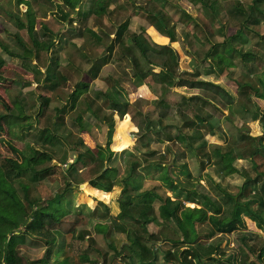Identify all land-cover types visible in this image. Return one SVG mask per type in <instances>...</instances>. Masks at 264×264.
I'll return each mask as SVG.
<instances>
[{"label":"rangeland","instance_id":"1","mask_svg":"<svg viewBox=\"0 0 264 264\" xmlns=\"http://www.w3.org/2000/svg\"><path fill=\"white\" fill-rule=\"evenodd\" d=\"M27 1L35 13L37 41L52 40V45L49 49H33L26 31L16 26L17 17L24 19L23 12L26 7L24 3H18L17 0H0V59L2 60L0 114L6 115L7 120L12 119L11 115L16 114L17 106L20 104L25 115L28 116L27 124L22 128L16 126L8 128V125L3 123V129L0 132V157L19 159L20 151L27 153V150H32L33 147L50 154L51 164L57 167L30 184L31 199L42 203L55 192L63 191L67 182L77 185L78 189L82 190L86 186L85 181L102 170L105 161H97L95 156L85 151V148L93 150L94 147L100 146V140L104 146L106 124L102 119L108 118L111 111L107 108L108 103L102 96V91L111 86L121 87L131 105L122 118H118L113 113L114 122L109 149L114 154L111 155L107 165L116 167L118 176L127 174L130 167L133 168L131 174L140 175V179H136L138 189H152L160 197L169 196L171 199H180L183 206L201 205L200 196H194L195 202H191L186 199L183 191L174 189V186L171 189L172 184L168 181V176L178 177L180 183L185 184L188 189L208 196L223 209L224 205L221 202L225 195L237 196L244 178H253L257 172L264 171V157L257 155L253 161L248 156L255 144L251 141L252 136L262 135L259 144L264 146L262 127L264 122V1L254 4V0H206L204 4L199 2L192 4L189 0H111L109 10L103 15L95 16L89 14L91 0H65L64 4L69 9L74 7L80 10L77 16L69 15V18L74 19L72 23H69L67 18L63 19L64 11L47 0ZM254 6L261 11L255 10ZM149 9L160 11L167 21V26H172L174 40L169 45L172 56L168 69L173 76L189 80L220 81L233 97L231 104L225 110L220 111L212 104L203 102L195 96V89L184 86H165L159 88V93L156 89L152 93L155 95L153 97L149 94L150 87L145 84L139 86L133 84L130 64L122 56L123 46H120V43L123 41L124 45L132 48L145 69L147 66L129 42V38L133 34L140 33L148 39L147 32L151 30L154 35H150L155 40L166 39L163 35L164 39L159 37L161 34L151 28L152 25L149 24L146 13ZM40 23L45 25L48 32L40 29ZM242 23L247 24V30L240 28ZM118 26L125 28L118 35L119 42L115 33ZM237 27L240 28V33L233 36ZM14 33H17L32 50L28 58L21 59L8 55L7 51L18 50ZM53 33L56 35L53 36ZM221 43L224 45L223 53L231 55V58L226 60L232 64L231 67L225 65L226 61L218 67L216 66L218 60H211L210 57L203 59L205 52L209 56L208 54L214 50L220 51L219 46L212 45L220 44L221 46ZM222 48L221 46L220 52ZM243 53H249L250 58L245 61L239 60ZM54 59L57 65L55 86L52 89L44 87L46 86L44 70L49 63H53ZM93 68H97V71L95 77L91 78L88 70ZM206 72L208 74H205ZM80 81L87 84L86 90L78 99H73L70 97V92ZM181 96H187L188 101H182ZM42 98L47 99L43 105L40 104ZM157 98H162L163 104H153ZM138 99L141 100L138 101ZM135 107L138 109L135 110ZM146 113H149L151 120L145 121ZM148 124H157L161 132L164 130L157 135H153L154 132L151 133L153 136H158L160 141L151 138L148 146L135 151L133 147L138 146L136 143L139 134L138 126L142 128L146 125L148 131L151 129ZM81 125L84 130H81ZM44 128H47L53 136L51 144L41 140V131ZM192 128H196L199 133L195 145L199 142L198 140L207 143V147L211 146L209 144H218L222 147L228 144L230 153L235 157L232 164L237 168V172L223 176L212 163L206 160L200 168L199 159L194 158L192 153L189 154L187 147L184 146L185 141H179L175 136L178 132L191 133ZM77 153L82 155L80 162L74 161ZM238 157L241 160H237ZM130 158L137 161L134 166L129 163ZM149 162L171 164L173 166L171 170L178 176L155 168L153 172H150L155 175L153 178L142 177L143 171L138 166ZM47 164L48 162H44L42 165ZM182 166H185L183 169L187 170L188 175L178 172L177 168L182 169ZM76 170H80L79 173H75ZM258 175L260 177L254 186H249L250 189L243 190V193L245 197L259 194L264 202L262 190L264 176L261 173ZM24 179L27 180V178ZM79 182L82 183L81 187L78 186ZM113 190H120V188L113 187ZM86 191L85 195L90 197L88 189ZM112 193V195L106 193L105 200L108 202L106 203L102 199L99 200L101 196L95 192L97 199L109 206L110 215L105 224L99 229L97 227L96 231L91 229V232L83 228L79 229L78 234H84V236L81 239L72 238L74 240L69 241L64 251L60 252L59 259L67 254L72 264H88L77 261L80 260L81 255H85L93 264H127L122 255L115 254V249L118 250L123 242L128 243L125 235L129 234L137 224L126 220L124 222L114 217L119 208L115 198L117 193ZM67 194L68 191H66ZM85 201L87 202L86 199ZM69 202L70 199L67 198L64 203L69 205ZM159 203L158 200H153L149 211V215L156 218L157 222L149 221L145 225V232L152 235L151 239L147 238V234L142 233L143 240H139L149 253L156 255V264L163 263L161 261L163 252L171 251L178 256L177 250L181 247L177 243L166 241V237H172L171 231L175 227L171 222H162L157 217ZM133 211L138 212L139 209L136 208ZM63 218L75 220L77 216L67 214ZM207 220H211L210 215ZM123 224L124 231L121 229ZM50 227L52 226L45 225V228ZM196 227L200 234L210 230L206 221L197 223ZM240 228V225L232 223L229 232L233 231V233L221 234L211 242H219V247L226 249L231 247L232 241L236 242L238 238L245 236L248 238L247 244L257 249L262 239L254 237L253 234H243ZM45 239L44 236L37 234L32 237L25 236L16 246L17 253L21 257L20 264L40 258L45 248ZM198 240L200 244L205 241L201 237ZM53 245L55 250L59 248L61 238H58ZM134 247L137 248L135 245ZM170 262L180 264L178 260Z\"/></svg>","mask_w":264,"mask_h":264},{"label":"trees","instance_id":"2","mask_svg":"<svg viewBox=\"0 0 264 264\" xmlns=\"http://www.w3.org/2000/svg\"><path fill=\"white\" fill-rule=\"evenodd\" d=\"M47 1L53 3L54 6L64 11V14H62L63 19H69V23L74 22V19L69 18V15H79L78 13L80 10L77 8L74 9V7L73 9H69L67 5L64 4L65 0ZM263 1L264 0H254V4L256 2L263 3ZM17 2L24 3L26 7L23 12L24 19L21 20L19 17H17L16 26L19 29H24L26 31L33 49H49V47L52 45V40L42 42L37 41L35 37V13L33 12L30 3L27 0H17ZM110 2L111 0H91L89 14H93L95 16L105 14L109 10L108 6ZM189 2L192 4L197 2L204 4L206 0H189ZM254 7L255 10H260L259 8H256V6ZM146 13L149 24L152 25L161 35L166 36L168 42L165 45H160L153 42L149 36L150 34L154 35L151 30H149L151 33H149V31L147 32L149 36H147L148 39H145L140 33L133 34L129 38V42L135 48L139 57L147 66L145 69L141 66L139 59L133 53L132 48L128 45H124L123 41L120 43V46H123L122 56H124L127 59V62L130 64V70L133 75V84L135 86L145 84L147 87H150L153 93L156 89L159 93V88L165 86H184L190 89H195V96L199 97L203 102L212 104L220 111L225 110L227 106L231 104L233 97L227 89L218 83L202 79L189 80L186 78L173 76V74L168 69L172 56L169 43L174 40V32L171 29L172 26H167V21L160 11H153L149 9L146 10ZM81 14L84 13L81 12ZM39 26L41 30L48 32V29L43 23H40ZM240 28L242 30H247V24L242 23ZM240 28L237 27V30L234 31L233 36L236 34L239 35ZM124 29L125 28L123 26H118L115 31L116 35H120ZM90 33L92 32L90 31ZM54 35L56 34L53 33V36ZM118 39L120 40V36H118L117 42H119ZM14 41L18 47V50L7 51L8 55L19 57L21 59L28 58V54H31L32 50L26 46L17 33H14ZM212 46H219L220 51L222 46V52L214 50L211 54H208L209 56H207V52H205L203 59H205V57H210L211 60H218L216 66L220 67L223 61L229 60L231 58V55H226L223 53L224 45L222 43L221 46L220 44H214ZM249 58V53H243L241 54L239 60L245 61ZM1 62L2 60L0 59V64ZM52 62L53 63H49L44 70V83L46 84L44 87L53 89L55 86V67L57 65V61L54 59ZM225 65L231 67L230 65L232 64H230L229 61H226ZM155 69H157V71H155ZM96 71L97 68L88 70L92 76L91 78L95 77ZM205 74H208V72ZM86 87V83L81 81L78 82V84L72 88L70 97L73 99H78L81 93L86 90ZM141 87L143 89V86ZM102 96L108 103V110L111 111V114L108 116V118L102 119L106 124L105 143L104 146H96L93 150L85 148V151L90 155L95 156L97 161H105L107 163L110 161L111 155H113V151L109 149L112 125L114 122L113 113L118 118H122L131 104L129 100L125 98L124 91L121 89V87L117 88L115 86H111L108 89L106 88V90L102 91ZM181 99L184 102L188 101V98H185L184 96H181ZM46 100V98H42L40 104H45ZM157 103L161 104L162 98H157L153 101V104ZM11 118L13 120L9 118L7 120L6 115L0 114V132L3 129V123L8 125V128L11 126L22 128L23 125L27 124L28 121V116L25 115L20 104L17 106L16 114L11 115ZM144 119L145 121L151 120L149 113L144 115ZM200 120L202 119L200 118ZM201 122H199V124ZM145 126L142 128L138 126L139 130L137 131H139V134L137 138L138 142H136L138 146L134 148L135 151H137L138 148L148 146L151 138H154L156 141H160L158 136L153 135L164 132V130L161 132L158 129L159 126L157 124H148V126H150L149 128H151L148 131ZM262 127L264 132V122ZM81 130H84L82 125ZM152 132H154L153 135L151 134ZM198 135L199 133L196 128H192L191 133L188 134L184 132H178L175 134L179 140L185 141L184 146L187 147L189 154L192 153L193 156L198 157L200 168L203 167L204 160H206L208 163H212L216 170L223 176L237 172V168L232 164V160L235 157L230 153L228 144H226L225 147H222L218 144H209L211 146L207 147V143H205L203 140H198L199 142L195 145L197 142L196 140L199 137ZM261 139L262 135L251 137V141L255 142V144L251 148L248 156L253 161L254 157L257 155L259 157H264V146L259 144ZM41 140H43L44 143H52L53 136L48 132L47 128H44L41 131ZM19 155V159L0 157V264H20L21 257L17 253L16 246L18 243L23 241L25 236L29 235V237H32L35 234L44 236L46 238L44 245L45 248L40 258L27 260L25 264H72L70 258L67 256L59 259L61 249L55 250L53 245L56 241V238L63 237L64 235H70L71 237L77 236L81 239L84 235L78 234L80 232L79 229H82L81 227H84L85 229L86 226H90L95 220L103 222L108 219V206L104 202L97 201L92 208H86V212L77 211L76 220L71 221L64 219L63 217L69 213V210L64 206L66 191L72 190L68 182L66 183V188H64L63 191L59 193L55 192L51 197L45 199L42 203H38L34 199L30 198V184L35 182L38 177H44L49 172L54 171L57 167L51 164L52 158L50 154L33 147L32 150H27V153L20 151ZM81 159L82 155L77 153L74 161L80 162ZM130 159L131 160L129 163L133 164L134 166L137 161L133 160V158ZM44 162H48V164L42 165ZM252 165H254L253 162ZM138 167L141 169V171H143V174L141 175L142 177L146 176L153 178L155 175L151 174L150 172H153L155 168L163 170L166 173L170 172L175 174V172L171 170L173 167L171 164L165 165L160 162H149ZM184 167L185 166H182V169L177 168L178 172L188 175L187 170L183 169ZM132 169L133 168L130 167V171H128L127 174L117 177V169L115 167H106L104 170L94 176V178L89 180L90 185L103 191L110 190L112 185H120L119 196L117 197L119 211L114 217L124 222L126 220L131 221L133 224H137L136 227L130 230L129 234L125 235L128 243L125 244L123 242L118 250L115 249V254L122 255L123 259L127 261V264H156V255L154 253H149L148 249L139 242V240H143L142 233L147 234V238L151 239L152 235L150 236V234L145 232V225L149 223V221L157 222L156 218L149 215V211L151 209L150 204L153 200H158L160 202L157 206V217L162 222H171L175 227V229L171 231L173 234L172 237H166V241L175 244L177 243L182 247L181 250H177L178 256H176V254L171 251L163 252L162 258L164 260H178L180 264H193L189 258L193 256L200 257L198 251L203 250V247L202 243H197V241L200 236H202L201 238H205L206 236H209L211 232L208 231L204 234H200V232L196 230V224L207 220V212L211 214V220H213V222L219 228L218 230L221 231H229L230 225L235 221L233 212L236 207H242L264 228V202L261 199V196L259 194H253L255 196L251 195L249 197H245V194L243 193V190L250 189L249 186H254L260 177V175H258L259 173L264 176V171L257 172V175L253 178H244V181L240 186L241 190L238 192L237 196H231L228 194L225 195L224 200L222 199L221 202L224 205L222 209L220 204L210 200L208 196L199 194L193 189H188L185 184L180 183L178 177H169L167 174V179L172 184H170L171 189L174 186V189L183 191L186 199L191 202H195L194 196H200L201 205L199 207L183 206V203L180 199H171L169 196L160 197L152 189H138L139 185H137L136 179H140V175H132ZM26 175H29V177H25ZM174 176L178 175L175 174ZM24 178H27V180ZM86 190L87 188L84 186L82 191L87 192ZM98 194L102 198H107L106 193L98 192ZM190 196H192V198ZM136 208L139 209L138 212L133 211ZM74 209L75 208H73V210ZM45 225H51L52 227L45 228ZM122 226L123 227H121V229L124 231L125 225L123 224ZM86 231L88 230L86 229ZM134 245L137 248H135ZM203 251V254H206L207 257H209V249L207 248ZM256 257L260 261H264V238L257 248ZM80 261L93 264V262L90 261L85 255L80 256Z\"/></svg>","mask_w":264,"mask_h":264},{"label":"crops","instance_id":"3","mask_svg":"<svg viewBox=\"0 0 264 264\" xmlns=\"http://www.w3.org/2000/svg\"><path fill=\"white\" fill-rule=\"evenodd\" d=\"M151 28H153V30L156 31V33H158V31L153 26H151ZM149 36L151 37V35H149ZM163 36L159 35V37H161V38H163ZM165 38L166 39L163 38L164 40L160 41V40H155L154 38L151 37L153 42L160 44V45H165L168 42V39L166 36H165ZM169 45H170V43H169ZM213 82L218 83L219 85H221L222 87H224L225 89L228 90V88L226 86L222 85V83L220 81L214 80ZM150 91H152V90H150ZM150 91H149V94L151 95L153 92L150 93ZM152 95H153V97H155L154 94H152ZM184 97L187 98V96H184ZM139 100H141V99H138V101ZM149 101H148V103H150ZM137 109L138 108L135 107V110H137ZM179 141H182V140H179ZM99 145L102 146L101 140H100ZM133 148H135V147H133ZM187 152H185V153H187ZM193 157L198 160L197 156H193ZM237 160H241V159L237 158ZM53 163H55V162H53ZM106 167H110V165H107V163L104 162V167L102 168V170H104ZM111 167H113V166H111ZM102 170H100V172ZM79 171L80 170H76L75 173H77V172L79 173ZM72 172H74V171H72ZM117 177H119V176H117ZM92 178H94V177H92ZM92 178H89L88 180L85 181L86 182L85 185L88 189V193H89L90 197L86 196L85 193L81 190V188L78 189L77 185H75L73 183L70 184V188H72V190L68 191V194L66 195V199L69 198L70 202H69V205L64 203V206L69 210V213H68L69 215L73 214L76 217L77 211H82V212L85 211L86 212V208H92L96 204L95 202L99 201L100 199H102V201H105L106 203H108L105 200V198H102V197H100L98 200L97 199L98 197L95 194V192L107 193L109 195H112L113 194L112 192H114V193H117V194H115V198L117 199L118 193L120 190H113V187H119L120 188V185L119 186L117 184L112 185L110 190L103 191V190L98 189V188L89 184V180ZM81 184L82 183L79 182L78 186L81 187ZM262 190L264 192V187ZM85 199L87 200V202L85 201ZM65 200H64V202H65ZM85 204H87V206ZM116 204H117V201H116ZM117 206H118V204H117ZM199 206H200L199 204L195 205V207H199ZM73 208H75V209L73 210ZM108 214H109V208H108ZM116 214H114V216ZM209 215H211V214L207 212V218L209 217ZM233 217L235 219V221L233 223H236L237 225L241 226L240 232L242 231L243 234L244 233L253 234L254 237L257 236L260 239L264 238L263 226L254 217H252L250 214H248L242 207H236L234 209ZM67 220H70V219H67ZM71 221H74V220H71ZM206 222L210 228L209 231L211 232V234L209 236H206L205 238H203L205 241L202 244V247H203L202 249L204 250V249L208 248L210 251V254H209V257H207L206 254H203V252H204L203 250L198 251L200 257H198V256L191 257V261L193 264H264V261H260L259 259H257V257H256L257 249L251 247L250 244H247L248 238L245 236L242 238H238V240L236 242L232 241L230 244L231 247H227L226 249H224L222 246L219 247L220 246L219 242H215V243L211 242L212 240H214V238L221 236V234L227 235V233L230 230L226 231V233H223V231L218 230V227L213 222V220H208V221L206 220ZM103 224H105V221L102 222V221L95 220L91 223L90 226H86L85 229H87L89 232H91V229H94L96 231V228L98 227V229H99V227ZM81 228L84 229V227H81ZM125 232H127V231H125ZM229 233H233V231H231ZM86 235H88V234H86ZM200 237H202V236H200ZM58 238L59 237H57L56 240ZM60 238H61V246L57 249H61V251H64V248L68 244V242L71 240H74L72 238L77 239V236L71 237L70 235H64L63 237H60ZM198 241H197V243H198ZM181 249H182V247H180V250ZM67 250H68V246L66 248V251ZM64 253H66V252H64ZM66 256H67V254H64V256H62V258L66 257ZM188 258H189V256H188ZM207 258H210V259H207ZM163 260L164 259L162 258L161 259V261L163 262L162 264H175V263L177 264V262H173V263L170 262L171 261L170 259L164 260V261ZM77 261L80 262L79 259Z\"/></svg>","mask_w":264,"mask_h":264},{"label":"water","instance_id":"4","mask_svg":"<svg viewBox=\"0 0 264 264\" xmlns=\"http://www.w3.org/2000/svg\"><path fill=\"white\" fill-rule=\"evenodd\" d=\"M124 116V115H123Z\"/></svg>","mask_w":264,"mask_h":264}]
</instances>
